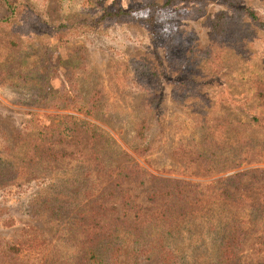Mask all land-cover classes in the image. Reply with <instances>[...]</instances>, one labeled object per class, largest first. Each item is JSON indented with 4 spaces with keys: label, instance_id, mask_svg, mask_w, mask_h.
I'll use <instances>...</instances> for the list:
<instances>
[{
    "label": "rangeland",
    "instance_id": "rangeland-1",
    "mask_svg": "<svg viewBox=\"0 0 264 264\" xmlns=\"http://www.w3.org/2000/svg\"><path fill=\"white\" fill-rule=\"evenodd\" d=\"M10 1L17 4L15 14L0 20V264H80L89 212L100 203L107 209L96 216L98 224L123 238L122 252L128 241L122 227L136 221L191 255L193 264H215L211 234L196 231L190 241L176 222L158 223L162 201H148L144 189L172 180L203 204L221 202L214 193L225 191L229 264H264L254 210L264 198L261 134L240 131L232 145L228 129L233 112L243 117L245 109L264 108V0H173L152 25L127 15L95 19L102 9L132 8L140 15L141 5L165 0ZM246 7L257 13L259 25L246 17ZM56 71L70 75L77 98L92 105L90 114L60 108L64 103L50 106L60 90ZM66 116L95 124L123 153L84 135L65 137L68 125L62 140L49 145L59 155L37 154L31 145L43 133L41 125L70 120ZM142 119L140 154L127 141ZM216 123L225 127L220 140L211 133ZM202 133L211 139L204 163L219 151L229 159L231 149L245 158L217 173L204 171L190 151ZM125 162L163 179H123L139 213L125 211L108 176L112 163ZM118 260L127 263L124 253ZM135 264L162 263L153 251Z\"/></svg>",
    "mask_w": 264,
    "mask_h": 264
},
{
    "label": "trees",
    "instance_id": "trees-1",
    "mask_svg": "<svg viewBox=\"0 0 264 264\" xmlns=\"http://www.w3.org/2000/svg\"><path fill=\"white\" fill-rule=\"evenodd\" d=\"M173 0H165L162 4H155L153 2L146 3L141 5L139 8L143 11L140 15L133 14L135 9H126L119 10L114 13H104L102 9V13L100 16L95 19V21H101L106 18V16H114L118 18V16L127 15L130 18H134L140 22H143L148 25L155 24L157 22V16L160 13V10L164 7L170 6ZM177 2H185L192 3L196 0H174ZM4 7L5 13L0 16V20L6 21L11 18L17 9V4L14 1L10 0H0V6ZM244 13L246 17L259 25L260 20L257 13L251 8H244ZM216 19V18H215ZM56 74L60 80V90L55 95L53 99L51 107H59V104H65V108L68 107L74 111H82L84 113H89L93 110L92 105H89L87 102L79 100L74 92V84L69 79L68 73H60V71H56ZM244 119L243 117H238L237 112L232 113L231 120L229 119L228 129H229V143L236 144L239 139L240 131H250L251 133H255L259 131L260 140H259V153L264 154V108H259V111L252 109H245L244 111ZM70 120L60 121L57 123L49 122L46 125H41L43 128V133L38 134L35 137V145H31L33 150L39 155H49L52 158L59 155L57 152H54L52 148H50V143L55 141H61L62 139L59 137L62 134V130L68 126L66 130L69 132L64 136L69 139L75 138L76 135H84L88 141H97L107 151H114V154H121L123 151L120 149L119 145H117L113 139H111L107 133L98 128L95 124L78 119L74 116H66ZM69 123H65L68 121H72ZM77 120L76 123H74ZM146 128V121L142 119L136 130H133V136L130 141H127L129 146L133 149V151L137 153H143L144 144L146 140V135L143 130ZM224 125L222 123H216L213 127L211 133L213 136L217 137L220 140L221 131L223 130ZM217 130V131H215ZM215 131V132H214ZM55 133L56 137L51 140L52 134ZM192 137H194L192 135ZM190 138V137H189ZM196 140L193 141L191 145V152L194 153V159L192 161L202 162L204 165L203 170L211 169V172H220L223 166H235L240 163L245 155H238L237 153H233L229 159L228 157H221V151L218 153L209 154L214 157L211 163H204L207 156L206 153L209 151V142L207 134L202 133L196 136ZM245 141H248L250 137H246ZM78 141V140H76ZM192 142V140H189ZM250 141V140H249ZM32 143V142H31ZM39 145V146H38ZM46 145V147H44ZM250 148H255L257 145H248ZM221 158V159H219ZM211 159H209L210 161ZM220 160V161H219ZM228 160V161H227ZM112 166H109V169L113 171H108V176H112V181L114 185L118 186V194L120 195V200L122 203V207L125 209L127 213L135 212L139 213L140 205L137 204L134 198L128 193V188L123 186V179L126 177L130 181H138L142 183V178L144 176L149 177V179H153L154 181L161 182L163 179L160 177L152 176L148 174L145 169L138 166L135 162L130 163H112ZM264 179V175L260 176ZM168 180V179H166ZM182 183V182H181ZM181 185L177 184L175 180L171 181V184L166 186L163 184L162 186L159 183H150L145 187L146 199L150 202L161 200L162 212L159 213L158 223L162 227H169L172 223L180 226L182 233L185 235L187 239L192 240L195 237L196 231L199 233L211 234L213 237V243H217L218 252L217 257L215 259V264H229L230 257L227 249V225H228V217L224 214L222 207L227 204L228 194L225 191H219L215 194V198L221 199V202H209V203H201L203 199H198L197 197L188 199V196L191 195L192 191H187L180 187ZM125 187V188H122ZM217 192V191H216ZM248 197V196H245ZM203 204V206L201 205ZM107 208L103 206L101 203L98 206L97 211H91L89 214V222L87 224V228L85 229V239L86 245L82 256L80 257V264H120L118 257L124 253L126 255L127 263L126 264H135L139 258L147 257L148 254L155 251L159 260L162 264H193V257L186 256L182 253V249L180 251L176 249L177 247H172L163 238L160 233L154 232L151 229L147 230L146 228H142L136 221L131 223H125L122 227V235H126L128 237L127 245L125 247V251L122 252V248L124 247L123 238H119L117 235H113L108 228L103 225L98 224V219L96 216H99L103 213ZM258 211L259 216L257 219V224L259 227V246H264V198H259V209H254ZM101 212V213H100ZM200 213V215H198ZM155 218V217H154ZM126 220L124 219V222ZM201 231V232H200ZM185 252V251H184Z\"/></svg>",
    "mask_w": 264,
    "mask_h": 264
}]
</instances>
